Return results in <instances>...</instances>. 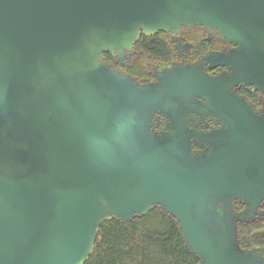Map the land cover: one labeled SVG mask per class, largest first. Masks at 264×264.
Returning <instances> with one entry per match:
<instances>
[{
	"label": "water",
	"instance_id": "1",
	"mask_svg": "<svg viewBox=\"0 0 264 264\" xmlns=\"http://www.w3.org/2000/svg\"><path fill=\"white\" fill-rule=\"evenodd\" d=\"M193 25L235 44L204 57L230 72L178 64L139 83L105 59ZM240 82L264 92V0H0V264H85L105 221L155 207L196 264H264L240 243L264 212V109ZM213 102L223 127H192Z\"/></svg>",
	"mask_w": 264,
	"mask_h": 264
},
{
	"label": "trees",
	"instance_id": "2",
	"mask_svg": "<svg viewBox=\"0 0 264 264\" xmlns=\"http://www.w3.org/2000/svg\"><path fill=\"white\" fill-rule=\"evenodd\" d=\"M136 49L134 60L138 63L154 60L163 53L170 54L168 38L162 32L153 36L143 34ZM104 55L113 57L111 53ZM239 231L242 247L264 245L261 223L241 222ZM198 261L183 238L177 219L155 207L129 221L117 218L105 221L85 264H196Z\"/></svg>",
	"mask_w": 264,
	"mask_h": 264
},
{
	"label": "flooded vegetation",
	"instance_id": "3",
	"mask_svg": "<svg viewBox=\"0 0 264 264\" xmlns=\"http://www.w3.org/2000/svg\"><path fill=\"white\" fill-rule=\"evenodd\" d=\"M159 32H162L165 36H167L170 45V54L163 53L160 54L158 58H154V60L148 59L145 63H138L134 60V55L137 53L135 45L134 50L127 52L122 61L118 60L114 56L111 58L105 57V59L114 68L128 71L135 82L139 83L155 81L158 78V74L163 70L178 64L185 65L204 63V69L212 76L220 75L224 71H231L228 65L215 64L214 67H210V63H206L204 60V57L209 53L230 52L232 48L235 47L233 42L223 40L222 34L217 29L206 28L202 25H193L183 26L178 31L173 30L170 32ZM233 91L238 98L247 102L249 108L259 110L260 112L263 111L264 92L257 88L255 84H242L240 82L233 87ZM208 106L212 108V113L198 114L194 112L191 114L190 125L192 127H197L203 131H213L223 127L224 121L222 117L216 113L219 108L218 105L213 102ZM153 121L156 125H165L168 123L169 119L163 114L156 112L153 117ZM245 207L246 204L240 202L239 200L234 202V209L237 212L243 210ZM259 211H264V199L260 203ZM256 221L261 223L264 227V212L262 214L258 212L254 217H250L249 220L244 223ZM241 222L242 221L239 223ZM244 248H257L258 250H264V245Z\"/></svg>",
	"mask_w": 264,
	"mask_h": 264
}]
</instances>
